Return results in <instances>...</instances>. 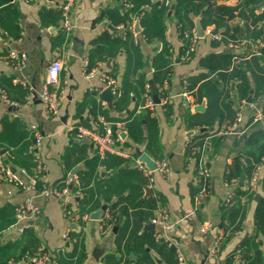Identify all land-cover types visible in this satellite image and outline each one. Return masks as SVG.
Wrapping results in <instances>:
<instances>
[{"label": "crops", "instance_id": "1", "mask_svg": "<svg viewBox=\"0 0 264 264\" xmlns=\"http://www.w3.org/2000/svg\"><path fill=\"white\" fill-rule=\"evenodd\" d=\"M129 1L79 0L73 11L77 30L68 35L61 29L59 11L49 0H36L30 4L25 0H0V90L6 91L9 98L18 103V106H10L0 99V146L4 147L0 153L3 163L13 171L16 180L0 181V223L3 221L6 225L9 223L7 221H15L0 235V248L13 246V250L5 257V264H22L20 262L25 253L34 254L39 250L57 255L58 264H175L173 253H169L171 250H162L159 243L153 240L151 220L160 208L166 209L175 223L169 235L182 248L190 264H247L245 257H253L256 253V249L251 250V245H248L249 241L264 256V232L257 229L255 218L259 201L264 198L262 185L252 198L238 195L246 189V183L242 184L246 178L245 170L241 177H234L238 181L230 188L225 183L228 166L232 165L233 168L239 157L250 158L244 136L250 131L254 113L264 110V96L254 93L249 95L255 106L253 110L242 103L243 100L236 93L238 81H233L235 89H232L230 104L235 113L242 115V133L212 139V151L205 152L212 177L208 193L201 198L197 197L199 191L196 183V167L200 156L191 155L187 142L199 134L200 138L196 140L201 142L205 138L201 137L203 133H208L207 136L216 135L229 119L221 123L216 121L212 127H202L200 124L207 110V98L197 88L193 94H189L188 99L183 96L187 92L185 79L199 81L204 75L210 79L218 77L203 64L208 58L224 52L251 57L255 43L250 42V45L240 49L230 48L229 44L222 42L224 28L217 30L212 25L202 28L201 16H194L193 30L197 32V25H200L203 36L199 38L197 33L196 52L191 60L181 62L180 56L187 46L188 33L181 34L174 17L175 9L167 10L164 40L156 39L149 43L143 38L141 29L138 39L143 67L139 74L146 76L149 82L146 88L150 87L153 98V61L166 45L172 70L159 87L166 83L163 98L172 96L173 102L162 106L156 104L153 98L155 106L152 110H145V96L144 102H141L133 95L125 110H117L116 102L120 96L110 107L101 97L105 90L95 93L93 89L102 87L100 76L107 74L118 80V92L121 93L126 54L123 51L110 57L106 49H98L96 45L97 40L107 35V32L121 36V31L114 26L115 29L109 28L111 24L100 17L106 10L121 11ZM256 1H259L258 5H247L245 8L241 6L243 0H216V4L236 9L228 25L232 29H243L250 22L247 19L250 11L260 14L264 10V0ZM7 8L13 9L10 19L5 11ZM9 23L10 29L7 30ZM215 35L220 39H215ZM9 48L27 55L21 73L14 72L6 60ZM55 57L63 61L64 67L60 75L61 112L58 117L47 115L39 99L47 68ZM86 60L89 68L96 69L97 73L91 76L85 74ZM153 85L157 90L158 86ZM88 97L96 98L105 112L98 117L126 124L141 117L143 138L150 142V146L146 144L147 141L145 144H131L126 125L125 130L118 132L122 142L117 146L128 153V158L108 154L106 159H102L93 142L79 140L73 134V128L79 124L97 128L95 122L98 117L91 115V105L86 103ZM138 103L140 106L134 110ZM202 105L204 111H196ZM132 112L135 115L129 116ZM203 128H208L207 132H202ZM37 134L43 137L40 154L47 167L46 177L37 184V188L44 185L63 186L69 192L67 199L70 206L79 212L80 219L74 223L64 217L60 199L41 197L28 188L35 169L31 147ZM137 149L150 156L154 162L167 160L171 168L170 176L165 178L156 172L154 182L150 183L136 167L140 162ZM6 151L11 153L12 158ZM254 151L257 149L254 148ZM96 159L104 160L105 165L94 167ZM120 161L123 164L120 165ZM92 169H96V173L90 180L87 174ZM147 188L152 190L151 195L147 194ZM89 190L93 192L94 200L86 203ZM230 190L235 195L232 204L225 207L223 201ZM241 197H246V204L240 201ZM27 200L32 201L39 214L20 219L16 209ZM239 201L245 216L242 223L239 219L236 221L235 224H239L240 228L232 232L234 217L228 209L231 207L233 211ZM104 207L110 211L113 209L116 218L110 232L101 235V215L98 220L92 216ZM84 216H88V219H84ZM206 222L211 223L212 230L203 234L200 226ZM67 232L74 243L67 244L65 252H60L62 237ZM123 234L125 238L122 240ZM218 235L223 240L217 260L210 254V249ZM96 254L99 259L94 257ZM81 255L84 257L82 263L79 262Z\"/></svg>", "mask_w": 264, "mask_h": 264}, {"label": "trees", "instance_id": "2", "mask_svg": "<svg viewBox=\"0 0 264 264\" xmlns=\"http://www.w3.org/2000/svg\"><path fill=\"white\" fill-rule=\"evenodd\" d=\"M152 0H130L132 9L120 10H106L101 14V20H107L112 26L117 28L119 25L133 24L135 21L140 22L142 29L143 38L151 43L158 40H164V33L166 29L165 21L168 17L167 9L159 4H151ZM176 3L174 17L177 21L181 34L191 33L195 28L194 16H201V26L206 28L209 25L215 26L217 30L224 28L222 32V42L229 44H240L245 42H262L264 41V10L260 14H255L254 11H250V15L247 19L250 21L243 28H230L228 22L234 18V12L236 9L221 6L216 4V0H173ZM258 5L259 1L256 0H243L241 6L244 8L247 5ZM146 6H150V9H146ZM5 11L9 14V19L13 16V9L7 8ZM259 24L262 27L259 28ZM6 29H10V23L6 26ZM97 40L98 49H106L108 56L114 57L119 55L120 52L126 54V70L121 83L120 98L116 102L117 110H125L128 107L129 98L133 95L137 96L141 102H144V94L146 92V85L149 83L144 74H139V70L143 67V55L140 47V39L135 40L132 32H127L125 37L120 35L113 36L114 33H109ZM116 34V32H115ZM187 47V46H186ZM185 47V49H186ZM244 46L241 45L240 48ZM184 49V50H185ZM184 52V51H183ZM261 55L253 54L251 57H247L245 54H237L241 58L242 62L239 64L234 63L235 54L233 53H222L217 56H213L204 61L203 64L213 74H217L216 79H210L206 75L202 76L199 81L188 80L189 86L188 91L193 94L194 89H199L200 94L208 100V106L205 114L202 116L201 126L212 127L219 121L223 122L225 119L231 122L234 120L236 113L232 110V101L230 98V92H233V81L237 80L236 93L239 95L241 100H247L249 95L254 93L256 96H264V48L260 49ZM170 53L164 45L161 52L155 57L153 61L154 76L153 84L155 86L162 85L169 77L172 70V61L169 58ZM137 78H133L136 77ZM193 92V93H192ZM87 105H91L90 113L92 116L97 118L100 114L105 112L99 106L97 99L88 97ZM140 103L135 105L137 110ZM135 112L129 113V116H134ZM128 134L130 137L131 144H145L147 141L143 138L142 119L136 117L132 122L127 123ZM249 133L245 134V144L249 148V157H245L247 165L244 166L241 163V157L237 158L234 162L233 168L230 167V177H241L243 170H245L246 177H249L257 163L264 157V127L262 124H255L249 127ZM208 133L201 134V137H206ZM3 141V140H1ZM147 145L150 146V142L147 141ZM202 144V141H197L196 145ZM254 148L257 151H254ZM4 147L0 146V152ZM108 155L106 156V158ZM105 158V159H106ZM101 161V162H100ZM94 167L98 164L104 166V160H95ZM119 164H123L122 161ZM96 173V169L88 172L87 177L91 180ZM83 181L86 182L84 178ZM262 187L264 189V178L262 179ZM88 200L86 203L93 202L94 194L92 191H87ZM238 195H246L245 192H239ZM254 197V194H250L249 198ZM112 208V207H111ZM110 208V209H111ZM228 212L234 217L233 223L235 224L238 220L242 223L244 219V209L240 204L235 205V209L232 211L229 207ZM112 217L116 218V213L111 209ZM256 227L259 231L264 232V198L259 201L256 210ZM8 224H4L3 221L0 223V235L13 224V219ZM114 223V221H113ZM237 224V223H236ZM235 224V225H236ZM233 226L232 232H235L240 228V225ZM124 234L121 236L123 240ZM153 240L155 241L154 237ZM155 244V243H154ZM158 244V243H156ZM162 250H171L168 245L164 242L158 244ZM251 245V250L256 249V253L252 257H245L247 264H264V256L260 250L253 245L252 241L248 242ZM253 246V247H252ZM78 249V246H77ZM13 250L12 245H8L0 248V264H5V257H7ZM172 254L173 252H169ZM175 258V264L177 263L174 253L172 254ZM74 257V256H71ZM83 255L79 258V262H83ZM66 264V262H61Z\"/></svg>", "mask_w": 264, "mask_h": 264}, {"label": "built area", "instance_id": "3", "mask_svg": "<svg viewBox=\"0 0 264 264\" xmlns=\"http://www.w3.org/2000/svg\"><path fill=\"white\" fill-rule=\"evenodd\" d=\"M36 0H25L27 4L32 3ZM54 7L59 11L60 14V25L62 31H64L68 35H72L77 27L74 22V9L76 8L79 0H49ZM151 4H159L164 6L169 11H174L176 3L173 0H152ZM132 4L127 2L124 5V9H132ZM146 9H150V6H146ZM135 23L129 25H119L116 29L121 31V37H125L127 32H132L135 40H138L140 34L135 33ZM187 37V47L180 56L181 62H187L192 59L194 53L197 50L198 37L197 32L192 30L191 33L186 35ZM215 39H220L217 35L214 36ZM250 42L243 41L241 43L242 46L250 45ZM240 44L229 43L230 48L239 49L241 47ZM264 48V41L255 43L254 45V54L261 55L260 49ZM6 60L9 62L12 70L16 73H21L27 62V55L23 52H17L9 48L6 56ZM242 60L237 55L234 58V63L239 64ZM85 66V74L87 76H91L98 71L96 69H90L88 61L86 60L84 63ZM63 61L60 58H53L51 63L47 68V75L45 82L42 87V91L40 93L39 99L45 109L47 115L58 117L60 115V102H61V93L59 90L60 87V75L63 71ZM100 80L103 83L102 87L94 88L93 91L95 93H101L103 90L110 89L113 93H117L119 91V82L118 80L107 74H102L100 76ZM25 85L24 82H21ZM187 92L183 94V96L188 99L191 94L188 91L189 82L187 79L184 81ZM164 86L157 88V94L159 97L160 104L162 106L172 103L173 97L168 96L164 97ZM232 95L233 92L231 91ZM160 95V96H159ZM146 103L144 105V109L152 110L155 106L153 102V98L151 96L150 87L147 86L145 93ZM161 97V98H160ZM0 99L1 101L10 106H18V103L11 100L4 90H0ZM243 104L247 105L251 109H255V106L252 102H247V100L242 101ZM242 115L237 112L233 121L227 122L224 125V128L221 131H218L214 136H207L203 138L202 144L196 145L198 138H200V134L193 136V138L189 139L187 142V147H189V151L192 156L199 157L200 160L197 162V186H198V196L204 197L209 191V183L211 182V171L207 166L206 162V151H212V139L217 137H223L227 135H238L237 131L242 130ZM97 128H90L84 125H77L73 128V134L79 140H88L94 143L97 146L98 155L105 159L108 154H116L118 156L128 158V153L122 151L117 145L122 142L120 136L118 135L119 131H123L126 128V123L123 121L120 122H112L106 118L98 117V120L95 122ZM255 124H264V110L257 111L254 113L253 118L251 120L250 126ZM242 133V132H241ZM43 137L40 134H37V138L33 146L31 147L32 154L34 156L35 169L33 174L30 177V183L28 188L32 191L37 192V194L44 198L55 197L62 201V211L65 218L71 223L78 221L80 219L78 210H75L70 206L68 202L69 192L62 187L58 186H47L44 185L42 188L38 189L37 184L44 180L46 177V167L42 161L40 156V146L42 144ZM10 158H12L11 153L7 152ZM241 163L246 166L247 162L244 157L241 158ZM156 170H151L145 163L139 162L136 167L143 173V175L149 180L150 183L154 182V174L158 172L161 176L167 178L171 174V168L167 160L163 159L161 161L155 162ZM230 167L228 166L227 175L225 179L226 186L230 188L231 185L237 183V179L230 177ZM264 157L261 159L259 163H257L249 177H246L244 184L246 183L245 193L246 196L250 194H255L256 191L260 188L262 184V179L264 178ZM0 181L3 182H15V177L13 175V171L9 168V166L5 165L2 161L1 153H0ZM246 181V182H245ZM66 183V182H64ZM78 195V194H77ZM235 195L233 190H230L228 196L223 201V206L228 207L232 204V197ZM199 199V198H198ZM240 201L242 203L247 202L246 197H241ZM31 200L25 201L22 205L17 207L16 212L18 218L22 219L31 214H39V210L35 208V206L31 203ZM84 219H88V216H84ZM101 225H100V233L101 235H105L110 232L113 228L114 218L112 217V213L109 209H106L101 214ZM152 225L159 230H155L153 232V237L156 242H164L169 247H171L174 251L176 260L178 264H190L188 259L186 258L182 248L177 244V242L169 235V232L175 228V223L172 222L168 211L164 208H160L156 211L155 217L151 220ZM212 230V225L209 222L203 223L200 226V231L204 233H209ZM256 234L254 237L256 238ZM257 239V238H256ZM255 239V240H256ZM223 237L218 235L215 237L214 244L210 249V254L215 258L219 259V247ZM63 246L58 251L65 252V246L70 243H74V240L71 238L69 232L65 233L62 237ZM57 256V255H56ZM55 255L44 251L39 250L38 252L31 254L29 252L25 253L20 263L22 264H58L57 257Z\"/></svg>", "mask_w": 264, "mask_h": 264}, {"label": "water", "instance_id": "4", "mask_svg": "<svg viewBox=\"0 0 264 264\" xmlns=\"http://www.w3.org/2000/svg\"><path fill=\"white\" fill-rule=\"evenodd\" d=\"M4 1H13V0H4ZM171 15H172V13L170 12V13H169V16H171ZM109 28H111V29H115L112 25H110ZM135 32H136L137 34H140V33H141V26H140V22H139V21H137V23L135 24ZM197 33H198V37H199V38H201V37L203 36V31H202V28H201L200 25H197ZM151 85H152V87H153L152 92H153V94H154V96H153L154 101H155L156 104H159L160 101H159V99H158L157 90H156V88L154 87V85H153L152 82H151ZM119 96H120V93H119V92H118V93H113L110 89H106V90L103 91L102 94H101L102 99L105 100V101L108 103V105H109L110 107H112L113 102H114L116 99H118ZM248 102H251V97L248 99ZM204 108H205L204 105H202L201 107H198V109H196V111H198V112H203V111H204ZM207 130H208V128H203V129H202V132H207ZM240 132H241L240 130L237 131V133H240ZM124 136H125V135H124ZM137 154H138V156H139V160H140V162L145 163V164H146L151 170H156L155 162L153 161L152 158H150V156H148L147 154H145L144 152H142L140 149H137ZM243 183H244V181H242V184H243ZM146 191H147V194H148V195H151V193H152V190H151V189H148V188H147ZM104 210H106V207H104L101 211L95 213V214L92 216V218L95 219V220H98L99 217H100V215L102 214V212H103ZM150 228H151L152 230L155 229V227H154L153 225H150ZM96 251H98V250H96ZM97 254H98V253H97ZM97 254L94 255V257L99 259V257H97Z\"/></svg>", "mask_w": 264, "mask_h": 264}, {"label": "rangeland", "instance_id": "5", "mask_svg": "<svg viewBox=\"0 0 264 264\" xmlns=\"http://www.w3.org/2000/svg\"><path fill=\"white\" fill-rule=\"evenodd\" d=\"M40 156H41V154H40ZM33 158H34V156H33ZM42 158V157H41ZM43 161V160H42ZM35 163V162H34ZM44 163V162H43ZM45 165V164H44ZM45 167H46V165H45ZM46 173H47V167H46ZM154 231H155V229H154ZM159 243V242H158ZM178 244V243H177ZM169 247V246H168ZM170 249H171V251L174 253V251H173V249L171 248V247H169ZM175 255V254H174Z\"/></svg>", "mask_w": 264, "mask_h": 264}]
</instances>
